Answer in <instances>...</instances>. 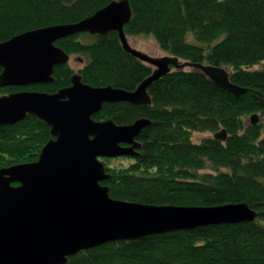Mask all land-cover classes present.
Wrapping results in <instances>:
<instances>
[{"label":"trees","instance_id":"1","mask_svg":"<svg viewBox=\"0 0 264 264\" xmlns=\"http://www.w3.org/2000/svg\"><path fill=\"white\" fill-rule=\"evenodd\" d=\"M113 0H0V43L25 31L80 21ZM127 35H152L161 49L182 60L225 67L241 96L221 88L200 70L175 69L149 87L152 104L105 103L96 120L143 128L138 154L123 166L102 157L112 197L157 205L214 206L246 202L258 211L253 222L220 223L111 241L70 256L67 264H264V0H130ZM89 36L91 41L82 39ZM87 63L78 70L57 65L54 81L0 87L56 92L79 72L85 83L134 90L154 67L130 54L117 31L80 33L56 42ZM3 68L0 66V73ZM258 113L257 124L249 117ZM227 139L195 132H218ZM53 137L34 114L0 125V169L39 158Z\"/></svg>","mask_w":264,"mask_h":264},{"label":"water","instance_id":"2","mask_svg":"<svg viewBox=\"0 0 264 264\" xmlns=\"http://www.w3.org/2000/svg\"><path fill=\"white\" fill-rule=\"evenodd\" d=\"M130 0H113L77 22L31 29L0 43V87L53 82L57 65L71 55L56 42L80 33L117 31L126 51L154 66L134 90L93 86L82 75L56 92L20 90L0 95V125L34 114L51 126L53 137L39 158L0 169V264H67L70 256L102 244L199 226L253 222L258 211L246 202L214 206L157 205L117 199L102 183L109 177L102 157L138 154L139 138L152 121L130 124L93 115L105 103L152 104L153 82L174 69H197L221 88L241 96L248 89L231 81L221 66L154 57L134 48L125 25L131 20ZM253 124L259 114L251 115ZM225 128L214 134L226 140Z\"/></svg>","mask_w":264,"mask_h":264},{"label":"rangeland","instance_id":"3","mask_svg":"<svg viewBox=\"0 0 264 264\" xmlns=\"http://www.w3.org/2000/svg\"><path fill=\"white\" fill-rule=\"evenodd\" d=\"M130 44L142 51L145 52L151 56L154 57H161L164 56L167 53L161 47L159 46L157 40L152 36L148 34H140V35H127ZM82 39L91 41V38L89 36H84ZM87 59H83V56L80 54H72L70 57V60L68 64L73 68L74 70H78L80 67H82L86 63ZM252 69H264V60L257 65H254ZM261 119V118H260ZM259 119V120H260ZM249 121H251V116L249 117ZM215 132H195L194 134V140L196 142H200L202 139L205 137H210L213 136ZM106 162H108L109 165L111 166H123L127 165L129 163V160L127 159H112V158H106Z\"/></svg>","mask_w":264,"mask_h":264},{"label":"flooded vegetation","instance_id":"4","mask_svg":"<svg viewBox=\"0 0 264 264\" xmlns=\"http://www.w3.org/2000/svg\"><path fill=\"white\" fill-rule=\"evenodd\" d=\"M124 49H125V48H124ZM129 53H130V52H129ZM130 54H132V53H130ZM132 55H133V54H132ZM134 56H135V55H134ZM136 57H137V56H136ZM83 59H85V57H83ZM87 61H88V60H87ZM87 61H86V63H87ZM86 63H85V64H86ZM65 64H66V63H65ZM85 64H84V65H85ZM84 65H83V66H84ZM83 66H82V67H83ZM82 67H80L79 69H81ZM176 70H177V69H176ZM76 73L80 74L79 72H76ZM76 73H75V74H76ZM80 75H81V74H80ZM9 93H11V92H9ZM9 93H7V94H9ZM137 139H138V137H137ZM138 140H139V139H138Z\"/></svg>","mask_w":264,"mask_h":264}]
</instances>
